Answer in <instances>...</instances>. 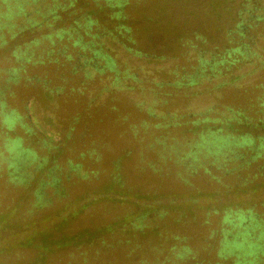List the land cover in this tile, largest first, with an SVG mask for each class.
Listing matches in <instances>:
<instances>
[{"label":"rangeland","instance_id":"obj_1","mask_svg":"<svg viewBox=\"0 0 264 264\" xmlns=\"http://www.w3.org/2000/svg\"><path fill=\"white\" fill-rule=\"evenodd\" d=\"M19 1L22 11L10 8L17 0H0V100L6 113L16 111L26 124L7 131L0 106V264H157L163 263L178 235L186 236L184 243L193 252L177 263L165 264H235L233 256H218L225 212L232 209L240 214L251 209L264 217V168L259 169L264 159L247 170L252 179L248 186H256L257 195L256 191L254 197L249 191L225 193L222 185L234 183L236 174L228 170L239 162L222 160L213 165V156H200L195 162L198 172H193L194 166L187 169L178 159L190 149L180 142L190 140L191 132L180 127L164 130L169 133L168 155V149L165 152L163 144L156 143L158 130L143 133L144 115L138 109L130 115L135 112L132 103L125 99L120 104L108 103L110 92L104 84L94 82L85 88L81 73L67 74L69 61L59 52L69 44L67 36L54 46L49 37L28 45L49 31L69 27L77 16L87 13L99 18L101 30L114 32L117 23L127 24L135 43L121 36L116 40L152 55L144 69L168 67L175 62L171 59L189 49L185 43L196 35L207 40L201 49L218 46L224 50L226 32L243 19L251 25L246 36L262 53L264 18L256 17H264V0H128L120 21L110 20L106 0H77L74 7L64 9L70 0ZM35 21L54 22V26H30ZM54 39L59 41L57 36ZM111 39H106L109 53L116 57L119 68L143 63ZM51 49L53 54L48 56ZM56 58L59 64L67 63L56 67ZM251 68L246 63L242 73ZM261 77L264 68L239 85L243 89ZM44 83L54 90V101L39 92ZM57 88H61L58 94ZM211 100L204 97L189 105L204 108ZM159 110L164 111L163 107ZM78 115H82L81 121L76 122ZM27 128L32 130L30 134ZM245 132L263 134L264 129L242 126L237 134ZM6 134L23 136V146L35 155L23 167L30 175L26 181L12 180L9 174L12 168L3 150ZM243 143L236 146L243 148ZM225 163L223 168L218 166ZM206 168L210 173L204 175ZM255 173L262 174L253 178ZM114 178L115 186L109 187ZM160 245L166 249L160 252ZM235 246L245 248L246 242ZM252 246L250 252L255 254ZM260 258L264 264V254Z\"/></svg>","mask_w":264,"mask_h":264},{"label":"trees","instance_id":"obj_2","mask_svg":"<svg viewBox=\"0 0 264 264\" xmlns=\"http://www.w3.org/2000/svg\"><path fill=\"white\" fill-rule=\"evenodd\" d=\"M76 1L70 0L69 5L64 6L63 9L74 7ZM20 4L21 2L17 0L16 6H10V8L22 11ZM106 4L111 9L110 20L120 21L125 17L124 8L128 4V0H106ZM99 7L102 9V6L99 5ZM245 12L251 14L253 11L245 9ZM74 13L76 14V11ZM249 18L255 20L253 16ZM263 18V16L256 17L257 20ZM55 19L56 16L53 17V20ZM53 23L35 21L30 22V26L53 27ZM99 26V18H93L92 15L85 13L77 16L69 27H60L57 31H49V33L37 37L31 45H28V48L35 43H42L43 39L47 37L51 39V45L54 46L67 36L69 44L64 45L61 50L59 49L60 54L65 55V59L69 61L67 74L81 73V85H84L85 88L94 82L104 84L105 91L110 92V95H107L110 98L108 103L113 100L116 102L115 104H120L124 99L132 103L133 110L138 109L137 112L146 118L140 124L145 129H142L143 133L149 132L148 129L150 128L158 130L159 134L154 138L157 144H163V151L165 152L171 146L167 144L169 133L164 132V130L167 131L169 127H180L184 132H191L192 138L190 140L180 142L183 147L190 149L184 150L178 159L179 163L187 169L194 166L193 172H198L195 162L200 161V156L203 158L209 155L213 156L215 159L213 165L222 160H228L230 163L239 162L237 166L228 170L236 172L233 176L235 180L234 183L222 185L224 192L235 191L236 194H239L241 191H249L252 196V193L256 191L257 195V187L248 186L252 179L247 170L259 159H264V133L256 135L251 132L237 134L242 126L257 130L264 129V78L261 77L256 83H251L243 89L239 85V81L251 78L264 68V52L259 53L255 50L253 39L246 36L251 26L250 23L243 19L233 29L226 32L227 47L224 50H220L218 46H215L214 50L201 49L200 47H203L207 40L202 35H196L194 40L185 43L189 49L181 57L171 59L175 60V62H171V65L168 67L153 65L147 69H144V64L152 59V55L134 50L133 47L125 43L121 44L116 40L121 36L126 38V41L135 43V40L128 35L131 29L127 24L124 22L117 23L114 32L109 29L101 30ZM83 34L88 39H85ZM126 35L127 37H125ZM54 36H57L59 41H56ZM110 38L127 52L133 53L138 61L143 63L141 65L137 63L135 68L134 66L128 69L119 68L116 57L109 53L111 48L106 39ZM70 45L71 47H69ZM52 54L53 49L48 52V56ZM55 62L57 63L56 67L59 65L64 67L67 63L59 64L58 58L55 59ZM246 63L254 68L242 73V67ZM137 66L140 68L139 70H137ZM104 75L106 76L105 80L109 83L102 78ZM254 80L256 79L254 78ZM228 90L233 92L229 97L231 92L228 93ZM59 91L61 88H57V94ZM39 92L44 98L48 96L53 100L54 90L49 89L46 83L39 87ZM204 97L212 98L213 102L211 100L210 105L199 109L189 105L193 100ZM115 106L112 105L114 110L117 109ZM159 107H163L164 111H160ZM134 111H130V115L136 113V110ZM16 113H5L6 127L12 128L16 123L26 126L22 121V116ZM86 114L90 117V113L87 112ZM81 117L82 115H78L74 121H81ZM134 127L136 128L133 131L137 134V125ZM71 129H74V126H71ZM26 132L30 134L32 130L27 128ZM150 132L153 134L152 131ZM9 137L6 134L5 145L8 143ZM172 140L176 142L174 137ZM23 141V136L18 135L15 148L11 149L14 154L8 157V159H12V163L15 165V169L9 173L12 180L26 181L30 177L25 173L23 167L30 160V156L35 157V155L29 147L23 146ZM238 142H246L248 145L243 143L241 144L243 148H238L236 146ZM167 151V154L170 155L169 149ZM214 151L219 152V154H212ZM218 166L223 168V166H227V163ZM263 168L264 165L259 166V169L262 170ZM205 173H210L208 168L204 169L203 174L205 175ZM260 174L262 173H255L253 178L259 177ZM212 178L220 182V178L216 176H212ZM53 180L57 181L58 178L54 176ZM116 180L114 178L112 182H108L109 187H114ZM218 192L221 191L216 193ZM141 228L143 229L144 226ZM221 233L223 237L220 240L219 257L233 256L235 257V264H263L260 258L264 254L263 216L256 215L251 209L246 212L240 211V214L232 209L226 211ZM213 234L214 230H212L210 237H213ZM185 239V235L174 237L175 243L170 246L163 263L158 262L157 264L177 263L178 259L188 258L193 250L185 245ZM244 241L246 242L245 248L235 246L236 242L243 243ZM252 244L256 247L255 254L250 252L253 248ZM160 247V252L166 249L165 246L160 245ZM140 264L152 263L142 261Z\"/></svg>","mask_w":264,"mask_h":264},{"label":"flooded vegetation","instance_id":"obj_3","mask_svg":"<svg viewBox=\"0 0 264 264\" xmlns=\"http://www.w3.org/2000/svg\"><path fill=\"white\" fill-rule=\"evenodd\" d=\"M0 106H2L1 114L5 117L6 112L3 109L4 106H3L2 100H0ZM7 113L11 114L12 112H7ZM15 113H16V111H13V114H15ZM5 120H6V118H5ZM16 125H17V123L15 124V126ZM15 126H13V127H15ZM12 128L6 127L7 131H10ZM7 142L8 143L6 145L5 144L3 145V150H4V152L6 151L8 153V155H7V159H8V157H10V156H12V154H14V152L11 151V149L15 148V145L17 142V136H12V137L10 136ZM4 152L2 151V154H4ZM7 162H8V167L12 168V171H13L15 169V165L12 163V159H8Z\"/></svg>","mask_w":264,"mask_h":264}]
</instances>
